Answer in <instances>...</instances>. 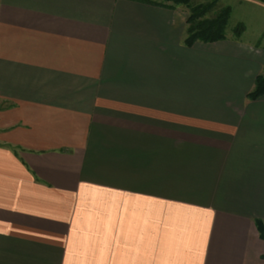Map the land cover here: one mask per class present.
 Returning <instances> with one entry per match:
<instances>
[{"label": "crops", "instance_id": "1", "mask_svg": "<svg viewBox=\"0 0 264 264\" xmlns=\"http://www.w3.org/2000/svg\"><path fill=\"white\" fill-rule=\"evenodd\" d=\"M187 20L0 0V264H264V47Z\"/></svg>", "mask_w": 264, "mask_h": 264}, {"label": "trees", "instance_id": "2", "mask_svg": "<svg viewBox=\"0 0 264 264\" xmlns=\"http://www.w3.org/2000/svg\"><path fill=\"white\" fill-rule=\"evenodd\" d=\"M170 9L183 8L188 13L187 38L185 45L189 48L197 43L213 44L226 41L227 27L232 10L229 7L218 8V1H213L197 6L192 5V0H165ZM163 6V5H162ZM210 14H214L209 18ZM245 32V27L240 25L234 30L235 38H240ZM264 96V74L257 77L255 89L248 95V99L256 101ZM256 227L261 240L264 241V221H256Z\"/></svg>", "mask_w": 264, "mask_h": 264}, {"label": "rangeland", "instance_id": "3", "mask_svg": "<svg viewBox=\"0 0 264 264\" xmlns=\"http://www.w3.org/2000/svg\"><path fill=\"white\" fill-rule=\"evenodd\" d=\"M163 2L165 0H150ZM216 0H192V5L210 3ZM218 8L229 7L232 10L227 27V36L231 39L242 40L254 45L264 47V0H217ZM214 14H210L212 18ZM244 26L245 32L240 38H235L234 30L238 26Z\"/></svg>", "mask_w": 264, "mask_h": 264}]
</instances>
